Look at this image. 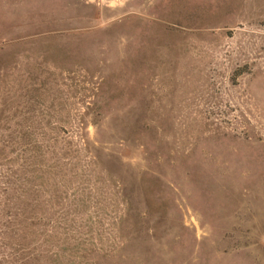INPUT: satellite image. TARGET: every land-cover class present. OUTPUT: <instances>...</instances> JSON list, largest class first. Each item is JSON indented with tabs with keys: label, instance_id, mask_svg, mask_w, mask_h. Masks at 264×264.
<instances>
[{
	"label": "rangeland",
	"instance_id": "1",
	"mask_svg": "<svg viewBox=\"0 0 264 264\" xmlns=\"http://www.w3.org/2000/svg\"><path fill=\"white\" fill-rule=\"evenodd\" d=\"M0 264H264V0H0Z\"/></svg>",
	"mask_w": 264,
	"mask_h": 264
}]
</instances>
